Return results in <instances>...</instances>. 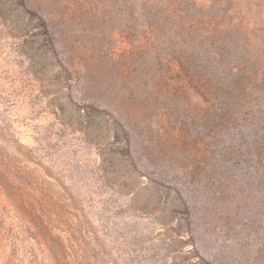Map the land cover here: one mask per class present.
Listing matches in <instances>:
<instances>
[{"label": "rangeland", "instance_id": "rangeland-1", "mask_svg": "<svg viewBox=\"0 0 264 264\" xmlns=\"http://www.w3.org/2000/svg\"><path fill=\"white\" fill-rule=\"evenodd\" d=\"M0 264H264V0H0Z\"/></svg>", "mask_w": 264, "mask_h": 264}, {"label": "trees", "instance_id": "trees-1", "mask_svg": "<svg viewBox=\"0 0 264 264\" xmlns=\"http://www.w3.org/2000/svg\"><path fill=\"white\" fill-rule=\"evenodd\" d=\"M28 200V199H27ZM29 202V201H28ZM26 200H24V202H22L23 204H26V205H28V206H30V204L28 203ZM36 202H37V200H36ZM41 202H42V199H41V201L39 202L38 201V204H40L41 206H42V204H41Z\"/></svg>", "mask_w": 264, "mask_h": 264}]
</instances>
